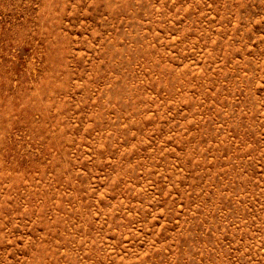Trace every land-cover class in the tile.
Masks as SVG:
<instances>
[{
  "label": "rangeland",
  "instance_id": "obj_1",
  "mask_svg": "<svg viewBox=\"0 0 264 264\" xmlns=\"http://www.w3.org/2000/svg\"><path fill=\"white\" fill-rule=\"evenodd\" d=\"M0 264H264V0H0Z\"/></svg>",
  "mask_w": 264,
  "mask_h": 264
}]
</instances>
